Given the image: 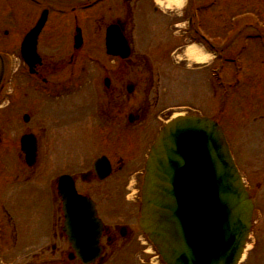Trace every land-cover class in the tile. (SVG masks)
Wrapping results in <instances>:
<instances>
[{"label": "flooded vegetation", "instance_id": "flooded-vegetation-1", "mask_svg": "<svg viewBox=\"0 0 264 264\" xmlns=\"http://www.w3.org/2000/svg\"><path fill=\"white\" fill-rule=\"evenodd\" d=\"M125 1L118 0L119 10L124 7ZM78 4L67 0H0V54L3 59L1 65L4 67L0 97L6 88L5 98L8 102L6 107L0 109V157L3 159L4 147L10 151L17 149L23 136L35 134L39 142L36 169H30L22 163L24 170L21 172L19 163L11 160L12 157L5 159L11 165L5 179L0 177V181H4L0 185V244L14 246L22 240L38 246L50 244L54 254L62 252V256H65L71 253L70 249L67 252L58 246L66 241L62 228L63 203L58 194V179L70 175L78 193L95 203L97 217L102 221L100 263L110 261L119 248L126 250L136 247L138 243L143 248L140 257V262H143L146 251L137 225L138 215L136 220L129 213L124 220L121 217L127 215L132 203L138 207L139 193L136 190L140 188L143 171L132 172L130 163L135 159L141 162L144 157L142 151L138 153L139 149L126 151V140L131 134L129 136L126 132L127 82L123 70L124 61H112L111 65L101 64L98 76H91V69L84 62L87 58L85 47L89 48L85 31L81 30L83 40H79L77 33L82 24L77 16ZM66 7L71 11L70 22L54 24V10L64 14ZM45 11L48 12V18L38 43L41 63L34 69L35 73H31L25 62L17 64L13 57L20 52L24 37ZM62 25L65 29L74 28V33H70L71 38L69 35L66 40L69 43L70 39L72 47L68 44L67 50L59 52L64 54L62 56H68L66 60L62 56L51 60L49 55H44L45 44L51 39V28L61 29ZM146 81L150 85L149 90H146L153 89L156 95L161 89V79L153 76ZM137 86L136 83L135 88ZM89 93L96 96L95 109L88 113L87 109V118L79 119V104ZM155 98L158 101V94ZM146 106L132 111L138 122H143L149 114ZM35 116L39 117L33 122ZM4 122L7 123L6 135L2 132ZM84 138L90 140L87 148L90 149L88 154L94 156L93 162H86L85 169L77 170L78 157L83 159L86 156V152L78 155L77 149ZM51 146H54L58 166V170L53 173L44 159L45 150ZM19 157H22L21 153ZM103 158L109 163L110 173L101 179L95 171V163ZM3 162L0 160V163ZM46 181L53 190L54 199L51 193V196L46 195ZM30 184L33 188H20ZM119 219L125 222L115 223ZM41 255H44L42 248L32 256L38 258ZM73 258L79 262L77 257ZM150 260L145 263L152 264Z\"/></svg>", "mask_w": 264, "mask_h": 264}, {"label": "rangeland", "instance_id": "rangeland-1", "mask_svg": "<svg viewBox=\"0 0 264 264\" xmlns=\"http://www.w3.org/2000/svg\"><path fill=\"white\" fill-rule=\"evenodd\" d=\"M117 2L118 0H113L107 5L94 7L90 11L84 10L85 12L79 9L78 15L84 19L87 42L89 43L88 54L94 58L87 65L92 70L90 72L93 77L98 76L101 64L111 65L112 61L104 51V25L120 16L125 20L129 18L130 28L135 27L132 31L136 50L132 62L135 63L125 67V79L127 83H137L138 86L134 91V96L130 98V102H128L126 94V132L129 136L131 134V137L126 140V151L131 148H133L132 152L139 149L138 153L142 151V157H144L141 158V162L135 159L133 163H130L131 171H143L145 158L152 142L163 126L173 117L204 115L220 121L227 132L235 158L256 205L254 230L243 264H264V0H220L218 4L216 3L215 8H209V12L208 10L204 11L201 7L208 0H199V8L195 7L199 10L201 27L205 28L208 35L214 39L212 40L213 45L220 48L228 47L225 53L228 55L227 58L239 56V70L236 71L229 64H226L225 69L222 70L221 75L224 76L228 84L225 85L226 87L219 85V82L215 80L214 73L215 70H219L220 61L210 62V67L207 66L208 64L201 66L191 62L193 59L188 56L187 49L190 45L186 36L182 32L179 33L180 28L175 27L182 24L175 12L169 11L166 15L162 12L154 13L153 9L157 6L155 0L130 1L125 5V9L120 7V10ZM84 3L86 2L79 3V6ZM129 5L130 13H128ZM247 13L257 16L256 20L252 21L250 15L244 16ZM130 14L131 16H129ZM243 16L244 18H242ZM53 18L54 24L71 20V17L66 15L61 16V21L57 10H54ZM87 19H90L93 37L90 33L91 25L86 23ZM233 20L238 24H235L236 31L231 32L230 27L233 25ZM230 32L233 35L231 42H224L226 34ZM69 34V28L65 29L63 25L61 29L59 27L51 28L49 32L51 39L45 44L46 53L44 55H49L51 60H57V57L61 58L64 54L61 55L59 52L67 50L68 44L72 47L70 39L69 43H66ZM59 37L62 38L56 41ZM48 49H51L52 52ZM238 50L241 52L239 53ZM173 53L177 57H184L182 61L180 60L179 65L175 63L177 61ZM196 55L198 57L200 52L198 51ZM62 58L66 60L68 56H62ZM186 58L189 62H184ZM16 62L20 63V61ZM189 63L192 64L191 68L187 66ZM152 75L156 79L159 77L160 83L162 82L161 89L157 92L158 101H155L157 94L155 95L153 89L148 91L150 85L146 80ZM227 86L230 88L228 89ZM148 93H150L149 97ZM91 95L84 98L82 96L81 105L79 104L78 107L82 115L79 114L78 118L81 116L87 118L86 109H88L87 113L89 110L95 109L92 103L96 96L92 95L91 97ZM143 105H147L146 108H149L148 116L140 124L129 126L128 114L135 111L134 109L142 108ZM38 117L35 116L33 122ZM4 119L3 117L2 120ZM6 125L7 123H4L3 126ZM2 132L6 135V129ZM83 141L86 143L88 139H83ZM77 149L79 150L78 155L86 152L83 159H79V157L77 159V170H83L87 167L86 162L89 164L93 162L94 156L88 154L90 149L87 146L81 149V145L78 144ZM3 151L4 155L8 152V155L17 158L18 163L24 161L19 157V147L11 149V151L6 147V150ZM44 159L48 163L51 173L58 170L54 146L45 150ZM2 172L0 171V173ZM124 209L126 208L124 207ZM137 209V204L132 203L127 215L121 217L124 220L129 213L135 219L138 215ZM123 220H116L115 223L122 224L125 222ZM136 232L139 233L138 229ZM58 246L62 248L65 245L59 244ZM1 248L3 254L0 256V264H55L57 262L68 264L65 256L59 253H55L53 256L51 247L48 245L38 246L21 240L19 245L6 244ZM40 248L43 249L44 256L33 257L34 252ZM65 248L67 247L65 246ZM142 249L139 243L136 247L126 250L119 248L106 264H143L140 262Z\"/></svg>", "mask_w": 264, "mask_h": 264}, {"label": "water", "instance_id": "water-1", "mask_svg": "<svg viewBox=\"0 0 264 264\" xmlns=\"http://www.w3.org/2000/svg\"><path fill=\"white\" fill-rule=\"evenodd\" d=\"M42 27L23 45L31 63L38 61ZM107 48L111 55H130L117 26L108 29ZM142 197L141 227L166 264H238L254 205L216 122L185 116L164 128L149 154ZM96 245L76 248L89 254Z\"/></svg>", "mask_w": 264, "mask_h": 264}, {"label": "clouds", "instance_id": "clouds-1", "mask_svg": "<svg viewBox=\"0 0 264 264\" xmlns=\"http://www.w3.org/2000/svg\"><path fill=\"white\" fill-rule=\"evenodd\" d=\"M155 4L159 8V10L164 13L165 15L169 12H175L176 15L178 16H183L184 15V9L188 5V0H155ZM181 28H187V22H184L183 24L179 25ZM179 35V33H176ZM194 51H199L200 55L198 57H194L193 53ZM188 56L192 59H195L197 62H211L213 59H215V56L213 53H209L206 50H204L202 47L192 44L189 46L187 49ZM174 58L176 59L177 62H180V60L184 59L182 56H175V53H173ZM189 68L192 67V64L189 63L187 65ZM7 101L3 104L0 105V107H6L7 106Z\"/></svg>", "mask_w": 264, "mask_h": 264}]
</instances>
